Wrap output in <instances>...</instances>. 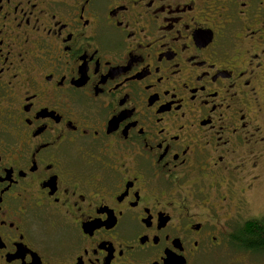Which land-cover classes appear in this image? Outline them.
<instances>
[{
    "label": "flooded vegetation",
    "instance_id": "1",
    "mask_svg": "<svg viewBox=\"0 0 264 264\" xmlns=\"http://www.w3.org/2000/svg\"><path fill=\"white\" fill-rule=\"evenodd\" d=\"M258 190L264 0H0V264H257Z\"/></svg>",
    "mask_w": 264,
    "mask_h": 264
},
{
    "label": "trees",
    "instance_id": "2",
    "mask_svg": "<svg viewBox=\"0 0 264 264\" xmlns=\"http://www.w3.org/2000/svg\"><path fill=\"white\" fill-rule=\"evenodd\" d=\"M242 238L246 240L244 243L246 247L257 251L258 249L264 250V232L260 229L257 228L255 230L254 227H250L243 234Z\"/></svg>",
    "mask_w": 264,
    "mask_h": 264
},
{
    "label": "rangeland",
    "instance_id": "3",
    "mask_svg": "<svg viewBox=\"0 0 264 264\" xmlns=\"http://www.w3.org/2000/svg\"><path fill=\"white\" fill-rule=\"evenodd\" d=\"M252 203L253 205L251 206V208L254 210L264 205V190L256 191V193L252 196ZM254 258L253 260H255L254 262H256L257 264L264 263V257L261 256L259 259H254Z\"/></svg>",
    "mask_w": 264,
    "mask_h": 264
}]
</instances>
